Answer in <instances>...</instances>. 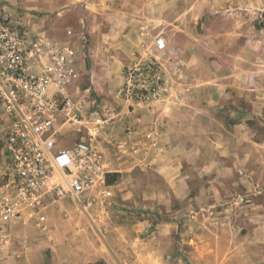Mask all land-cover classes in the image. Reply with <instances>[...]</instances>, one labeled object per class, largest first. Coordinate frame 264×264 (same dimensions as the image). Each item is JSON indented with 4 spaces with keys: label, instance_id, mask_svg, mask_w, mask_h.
I'll list each match as a JSON object with an SVG mask.
<instances>
[{
    "label": "rangeland",
    "instance_id": "1",
    "mask_svg": "<svg viewBox=\"0 0 264 264\" xmlns=\"http://www.w3.org/2000/svg\"><path fill=\"white\" fill-rule=\"evenodd\" d=\"M16 5L33 30L63 37L66 27L73 29L79 74L68 93L82 104L84 124L63 128L59 143L70 146L89 128L114 181H106L89 216L66 203L51 210L46 230L30 222L12 225L0 241V264H264V0ZM150 31L167 41L160 57ZM131 67L149 71L146 85L161 91L168 85L225 91L211 92L227 102L211 123L197 125L205 132L195 140L206 149L210 133L227 138L229 153L224 170L216 164L213 187L205 180L200 186L193 174L188 187H171L144 160L160 148L156 124L137 122L148 131L133 138L129 120L116 122L137 113L140 99H154L145 90L119 93ZM142 78L135 70L132 83L141 85ZM109 111L120 113L118 119L103 122ZM4 166L0 152V173Z\"/></svg>",
    "mask_w": 264,
    "mask_h": 264
},
{
    "label": "built area",
    "instance_id": "2",
    "mask_svg": "<svg viewBox=\"0 0 264 264\" xmlns=\"http://www.w3.org/2000/svg\"><path fill=\"white\" fill-rule=\"evenodd\" d=\"M17 2L0 0V152L5 156L0 173V241L20 222L46 230L48 215L59 204L69 203L89 216L111 173L89 128L88 135L72 145L59 143L63 128L80 130L84 124L82 104L68 93L79 74L73 29L66 27L63 37L33 30ZM146 34L162 56L166 48L162 35ZM135 70L143 77L141 85L132 83ZM144 73L149 71L129 68L119 93L131 97L145 90L156 99L160 89L146 85L150 80ZM145 91L141 97L147 96ZM114 117L109 111L103 122ZM67 211L61 214L67 216Z\"/></svg>",
    "mask_w": 264,
    "mask_h": 264
},
{
    "label": "crops",
    "instance_id": "3",
    "mask_svg": "<svg viewBox=\"0 0 264 264\" xmlns=\"http://www.w3.org/2000/svg\"><path fill=\"white\" fill-rule=\"evenodd\" d=\"M164 40L167 43L165 38ZM220 90L221 87L217 86L174 87L168 85L162 87L156 99L140 103V110L137 113L121 114L118 119L117 116L120 113L117 112L114 119H118L116 122L129 120L135 127L133 138L139 136L137 132L143 136L145 134L143 130H147V127L143 128L137 125V122L146 124L150 121L156 124V130L153 132L156 133L155 136L158 137L159 142L161 141V145L160 148L158 145L153 152L151 151L150 157L144 160L146 159L147 165L162 175L171 187L181 184L188 187L191 178L199 180L200 186L205 185L202 184L205 180L208 182V185L206 184L208 187H213V182H216L218 178L213 174L217 171L216 164L219 162V170H224L223 166L229 153L227 138L219 135L220 133L204 135L209 139L206 149L195 140L205 132V128L197 127V125L211 123L212 119L217 117L218 110L227 102L225 98L216 99L217 94H211V92H225ZM184 125H187L186 131H183ZM191 174L193 175L190 178ZM105 191L106 189L102 193ZM96 202L97 200L93 207Z\"/></svg>",
    "mask_w": 264,
    "mask_h": 264
},
{
    "label": "trees",
    "instance_id": "4",
    "mask_svg": "<svg viewBox=\"0 0 264 264\" xmlns=\"http://www.w3.org/2000/svg\"><path fill=\"white\" fill-rule=\"evenodd\" d=\"M112 176H113V173H109L108 175H107V183L108 184H110V183H112V181H114V178H112Z\"/></svg>",
    "mask_w": 264,
    "mask_h": 264
}]
</instances>
